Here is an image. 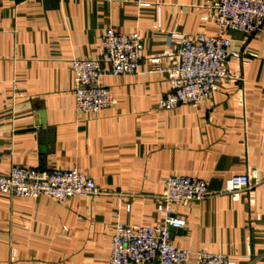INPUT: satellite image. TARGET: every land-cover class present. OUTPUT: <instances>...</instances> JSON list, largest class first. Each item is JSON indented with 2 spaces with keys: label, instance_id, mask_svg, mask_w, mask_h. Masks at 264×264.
Returning <instances> with one entry per match:
<instances>
[{
  "label": "crops",
  "instance_id": "1",
  "mask_svg": "<svg viewBox=\"0 0 264 264\" xmlns=\"http://www.w3.org/2000/svg\"><path fill=\"white\" fill-rule=\"evenodd\" d=\"M221 0H0V175L13 165L76 169L97 195L58 202L0 193V264H110L119 223L152 227L170 176L205 181L209 196L177 207L175 247L264 264V33L229 32V78L200 106L159 110L176 87L183 35L218 33ZM109 29L138 32L133 74H106L113 108L80 115L71 61L98 58ZM255 174V175H253ZM248 175L239 200L225 193Z\"/></svg>",
  "mask_w": 264,
  "mask_h": 264
},
{
  "label": "built area",
  "instance_id": "2",
  "mask_svg": "<svg viewBox=\"0 0 264 264\" xmlns=\"http://www.w3.org/2000/svg\"><path fill=\"white\" fill-rule=\"evenodd\" d=\"M215 21L218 33L214 36L181 37L174 66L164 68L158 58L149 59L153 72L172 73L176 77L175 89L161 98L159 110L198 107L229 78V60L241 54L230 52L227 34L264 33V0H221L216 7ZM143 51V40L138 32L124 34L109 29L102 38L100 57L72 60L77 113L98 114L113 108L116 98L102 85L101 79L106 74L136 73ZM250 186L248 175L233 176L225 193L237 201L240 193ZM98 192L95 181L76 169L39 170L13 165L8 174L0 175V193L19 198L44 196L65 202ZM208 196L209 186L205 181L190 176L168 177L158 206L165 214L163 222L152 227L119 223L111 241L110 264H236L222 253H193L175 247L172 242V230H183L187 226V222L176 215V208L203 201Z\"/></svg>",
  "mask_w": 264,
  "mask_h": 264
}]
</instances>
